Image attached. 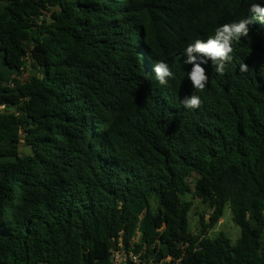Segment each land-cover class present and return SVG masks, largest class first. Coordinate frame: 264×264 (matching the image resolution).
Masks as SVG:
<instances>
[{"label":"trees","instance_id":"16d2710c","mask_svg":"<svg viewBox=\"0 0 264 264\" xmlns=\"http://www.w3.org/2000/svg\"><path fill=\"white\" fill-rule=\"evenodd\" d=\"M253 3L264 6L0 0V264H113L116 251L137 256L122 264H264V23ZM242 19L248 36L224 74L209 61L194 90L188 45ZM159 61L174 74L167 85ZM192 94L201 106L186 109ZM225 207L235 244L212 233Z\"/></svg>","mask_w":264,"mask_h":264},{"label":"clouds","instance_id":"9594fccd","mask_svg":"<svg viewBox=\"0 0 264 264\" xmlns=\"http://www.w3.org/2000/svg\"><path fill=\"white\" fill-rule=\"evenodd\" d=\"M249 13L261 23H264V6L253 3L249 7ZM250 23H252V20L249 19L225 23L217 27L215 35L210 36L206 41L197 39L194 44L188 45L184 52L187 57L184 63L192 65L187 77L191 81L194 90L202 92L208 84L209 77L202 65L207 64L209 61H211L212 66H215L217 74H224L226 63L231 62L233 59L231 55L233 53V42L240 41L242 36H248V25ZM248 70L247 64L240 65V71L247 72ZM154 73L155 79L160 85H167L169 79L174 76L169 65L163 61L155 63ZM181 104L186 109H197L201 106V100L199 96L192 94L186 96Z\"/></svg>","mask_w":264,"mask_h":264},{"label":"rangeland","instance_id":"374dc122","mask_svg":"<svg viewBox=\"0 0 264 264\" xmlns=\"http://www.w3.org/2000/svg\"><path fill=\"white\" fill-rule=\"evenodd\" d=\"M201 208H203V205H200ZM200 208V207H199ZM198 208V209H199ZM194 211H195V207H193ZM190 216L192 217V221H190L189 224V229L190 231L194 230V225H195V216L191 213ZM218 232H222L224 233L230 240L232 244H235L236 241L238 240L239 236H240V229L233 223L232 220V214L229 210L228 207H225L224 213L222 218L219 220L216 228L214 229V231L212 233H218ZM211 234V233H210Z\"/></svg>","mask_w":264,"mask_h":264},{"label":"built area","instance_id":"2783aa9c","mask_svg":"<svg viewBox=\"0 0 264 264\" xmlns=\"http://www.w3.org/2000/svg\"><path fill=\"white\" fill-rule=\"evenodd\" d=\"M12 85V84H11ZM6 110V105L4 103H0V113ZM129 259L130 261L136 263L137 256L134 254H126L124 252L116 251L113 255V264H122L124 261Z\"/></svg>","mask_w":264,"mask_h":264}]
</instances>
